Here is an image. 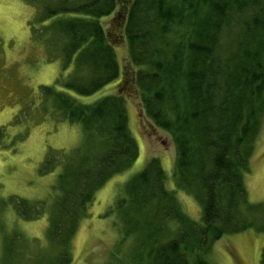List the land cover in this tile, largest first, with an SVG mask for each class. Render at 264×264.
I'll list each match as a JSON object with an SVG mask.
<instances>
[{"label": "trees", "instance_id": "trees-1", "mask_svg": "<svg viewBox=\"0 0 264 264\" xmlns=\"http://www.w3.org/2000/svg\"><path fill=\"white\" fill-rule=\"evenodd\" d=\"M32 1L65 74L42 86L44 109L79 124L83 140L64 159L47 200L15 202L23 219L47 213V227L46 241L27 240L12 264L71 262V239L96 191L138 157L127 92L139 100L146 134L160 128L172 138L174 188L200 203L202 221L186 215L151 158L108 211L120 243L133 238L126 264H209L205 256L224 234L264 232V201L248 202L244 179L264 115V0ZM104 16L113 28L104 27ZM119 42L129 67L118 94L93 102L70 94H92L118 76ZM52 167L48 154L42 169Z\"/></svg>", "mask_w": 264, "mask_h": 264}, {"label": "rangeland", "instance_id": "rangeland-1", "mask_svg": "<svg viewBox=\"0 0 264 264\" xmlns=\"http://www.w3.org/2000/svg\"><path fill=\"white\" fill-rule=\"evenodd\" d=\"M37 5L32 0H0V264H12L20 259L27 240L46 241L47 213L35 219H23L15 209V202L47 200L64 159L83 140L79 124L59 120L56 113H47L44 109L42 86L52 84L56 77L65 74L59 52L45 42ZM109 16L100 18L104 27L114 25ZM113 48L119 64L118 76L92 94H70L82 102L118 94L122 72L129 67L128 54L124 42L116 43ZM130 93L122 96L138 157L96 191L88 206V215L80 220L71 239L72 260L68 264H126L129 261L127 250L133 238L126 237L120 243L116 215L108 211L122 195L125 182L139 173L151 158L159 160L167 176L166 187L175 190L186 215L196 223L202 221L200 203L192 195L174 188L171 172L176 148L172 138L160 128L156 129L157 135L146 134L139 100ZM48 154L53 167L44 172L43 163ZM244 179L248 202L264 201V115ZM8 243L9 249L4 250ZM263 247L264 232L247 229L224 234L211 244L205 258L209 264H262Z\"/></svg>", "mask_w": 264, "mask_h": 264}]
</instances>
